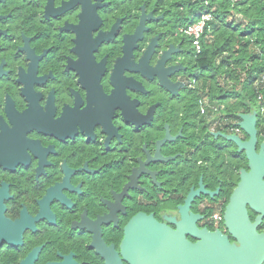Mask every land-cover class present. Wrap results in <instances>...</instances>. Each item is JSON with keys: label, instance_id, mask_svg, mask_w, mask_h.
<instances>
[{"label": "flooded vegetation", "instance_id": "obj_1", "mask_svg": "<svg viewBox=\"0 0 264 264\" xmlns=\"http://www.w3.org/2000/svg\"><path fill=\"white\" fill-rule=\"evenodd\" d=\"M184 1L0 0V264H131L128 232L149 216L235 241L240 115L257 114L259 153L264 100L235 118Z\"/></svg>", "mask_w": 264, "mask_h": 264}, {"label": "water", "instance_id": "obj_2", "mask_svg": "<svg viewBox=\"0 0 264 264\" xmlns=\"http://www.w3.org/2000/svg\"><path fill=\"white\" fill-rule=\"evenodd\" d=\"M239 126L251 139L247 146L250 171H243L225 215L226 227L234 242L220 231L192 230L198 241L186 238L182 225L176 230L149 216V232H128L123 254L131 264H264V231L258 230L264 218V144L255 150L257 114H242ZM258 212L250 219L246 206ZM111 252V251H110ZM108 264H122L115 254Z\"/></svg>", "mask_w": 264, "mask_h": 264}, {"label": "trees", "instance_id": "obj_3", "mask_svg": "<svg viewBox=\"0 0 264 264\" xmlns=\"http://www.w3.org/2000/svg\"><path fill=\"white\" fill-rule=\"evenodd\" d=\"M184 4L194 20L202 11L212 14L197 63L211 70L215 80L231 85L237 118L241 109H251L259 97L264 100V0H209L208 6L203 0H185Z\"/></svg>", "mask_w": 264, "mask_h": 264}, {"label": "built area", "instance_id": "obj_4", "mask_svg": "<svg viewBox=\"0 0 264 264\" xmlns=\"http://www.w3.org/2000/svg\"><path fill=\"white\" fill-rule=\"evenodd\" d=\"M204 5L208 6L209 0H203ZM212 19L211 12L205 10L202 11L198 19L190 22L184 29L187 35L192 36V43L195 49L200 52L202 49L201 39L205 32L207 23Z\"/></svg>", "mask_w": 264, "mask_h": 264}]
</instances>
